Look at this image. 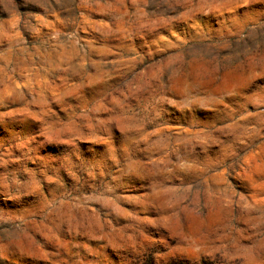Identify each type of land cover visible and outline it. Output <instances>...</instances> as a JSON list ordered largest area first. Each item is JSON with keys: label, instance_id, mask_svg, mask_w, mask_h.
<instances>
[{"label": "clouds", "instance_id": "obj_1", "mask_svg": "<svg viewBox=\"0 0 264 264\" xmlns=\"http://www.w3.org/2000/svg\"><path fill=\"white\" fill-rule=\"evenodd\" d=\"M0 264H264V0H0Z\"/></svg>", "mask_w": 264, "mask_h": 264}]
</instances>
